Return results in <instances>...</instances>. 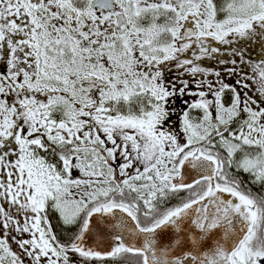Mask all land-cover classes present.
<instances>
[{
    "label": "snow or ice",
    "instance_id": "obj_1",
    "mask_svg": "<svg viewBox=\"0 0 264 264\" xmlns=\"http://www.w3.org/2000/svg\"><path fill=\"white\" fill-rule=\"evenodd\" d=\"M0 264H264V0H0Z\"/></svg>",
    "mask_w": 264,
    "mask_h": 264
}]
</instances>
